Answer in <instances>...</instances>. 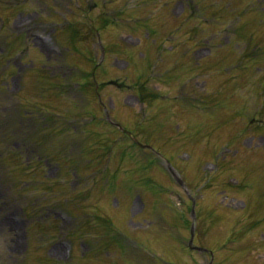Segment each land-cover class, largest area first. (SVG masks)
<instances>
[{
  "label": "rangeland",
  "instance_id": "rangeland-1",
  "mask_svg": "<svg viewBox=\"0 0 264 264\" xmlns=\"http://www.w3.org/2000/svg\"><path fill=\"white\" fill-rule=\"evenodd\" d=\"M0 124V264H264V0L2 1Z\"/></svg>",
  "mask_w": 264,
  "mask_h": 264
}]
</instances>
